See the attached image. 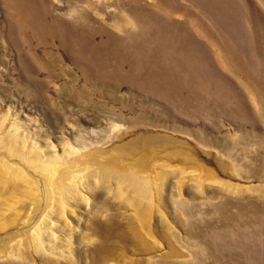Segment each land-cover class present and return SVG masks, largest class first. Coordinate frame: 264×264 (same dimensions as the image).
Listing matches in <instances>:
<instances>
[{
  "label": "rangeland",
  "instance_id": "1",
  "mask_svg": "<svg viewBox=\"0 0 264 264\" xmlns=\"http://www.w3.org/2000/svg\"><path fill=\"white\" fill-rule=\"evenodd\" d=\"M0 145L8 263L264 264V0H0Z\"/></svg>",
  "mask_w": 264,
  "mask_h": 264
},
{
  "label": "bare ground",
  "instance_id": "2",
  "mask_svg": "<svg viewBox=\"0 0 264 264\" xmlns=\"http://www.w3.org/2000/svg\"><path fill=\"white\" fill-rule=\"evenodd\" d=\"M21 1V3L22 4H26V2L28 1V0H20ZM14 3H15V5H17L18 4V1H14ZM20 6H21V4H19V8H20ZM83 14L84 13H81L80 15H76V14H72L71 15V17L74 19V20H77V21H80L81 20V18L83 17ZM257 20V19H256ZM76 43L78 44V45H80V43H79V41H76ZM151 57V55H147V58L144 60V61H147L149 58ZM155 59V58H154ZM82 62H83V60H80V64H82ZM162 69L163 68H161V67H159V65H158V62H156V61H154L153 62V66H149V67H144L143 69H141V68H135V70H137L138 72H137V74H136V76L137 77H139V78H141V79H143L144 81H146L147 79H148V77L149 76H152V73H159V72H161L162 71ZM149 74V75H148ZM157 76V75H156ZM159 76V75H158ZM160 76H162V73L160 74ZM100 77H98V79H99ZM103 82H106V79H103V78H100ZM152 86V85H151ZM162 88V87H164V85L163 84H158L155 88L157 89V88ZM167 87V86H166ZM171 89V88H170ZM155 90V89H154ZM250 90V89H249ZM165 95V94H164ZM116 127H118V126H115V127H113V128H116ZM18 140V139H17ZM15 141V140H14ZM13 142V141H12ZM17 142V141H16ZM16 142H15V144H16ZM2 143V142H1ZM18 143V142H17ZM6 144H7V142H6ZM6 144H5V146H6ZM8 145V144H7ZM1 146V145H0ZM11 146V145H10ZM217 146V145H216ZM8 147V146H7ZM19 147V146H18ZM9 152H12V153H15L18 157H20V158H22V160L23 161H25L26 163H29V164H31V165H34L36 168H39L40 169V171L43 173V174H45L46 175V177H47V179L49 180V182L52 184V186H54V184H56V183H58L59 184V181L57 182V180L55 181L54 180V171H53V173L52 172H50V175L48 174V172H47V169H42V167L44 166L42 163H41V160H40V157L39 156H37V155H35L34 157L32 156V157H29V155H24L23 153H20L19 154V149H10V150H8ZM51 161V160H50ZM3 162V161H2ZM3 164V163H2ZM47 166V165H46ZM33 167V166H32ZM45 167V166H44ZM50 168V167H49ZM9 168H3L2 167V165L0 164V182H2V183H5L6 181H7V176L9 175V170H8ZM51 171H52V169H51ZM57 172V171H56ZM47 173V174H46ZM54 174V175H53ZM63 174V173H62ZM10 176H11V174H10ZM63 177V176H62ZM62 177H61V179H60V183L63 181L62 180ZM46 179V178H45ZM123 180L125 181L126 179H124V178H121V177H117V181H119V182H123ZM135 181V180H134ZM44 183V182H43ZM45 185V184H44ZM47 185V184H46ZM51 186V187H52ZM55 189H56V192H58V191H60V189H58L59 188V186H57V188L56 187H54ZM122 188V187H121ZM146 191H147V189H146ZM47 192V191H46ZM47 194V193H46ZM46 197V196H45ZM256 203V201H254V202H246V203H231V201H229L228 202V204L227 205H225L226 206V208H228V207H232V206H234L237 210H238V212L241 214V215H246V213H247V207L249 206V204H255ZM233 207V208H234ZM250 208V207H249ZM144 214V213H143ZM237 217V216H236ZM32 238H34V237H32ZM31 238V239H32ZM50 239V238H49ZM31 245V244H30ZM30 252V251H29ZM17 253V252H16ZM15 253V254H16ZM174 255V254H173ZM20 258V257H19ZM0 264H13V263H8V261L4 258H1V256H0ZM14 264H19V263H14ZM152 264H162L160 261H152ZM164 264H166V263H164Z\"/></svg>",
  "mask_w": 264,
  "mask_h": 264
}]
</instances>
